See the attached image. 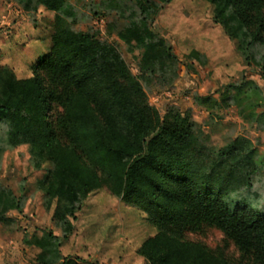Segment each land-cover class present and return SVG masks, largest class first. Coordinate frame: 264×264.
<instances>
[{
	"label": "trees",
	"instance_id": "16d2710c",
	"mask_svg": "<svg viewBox=\"0 0 264 264\" xmlns=\"http://www.w3.org/2000/svg\"><path fill=\"white\" fill-rule=\"evenodd\" d=\"M35 1L54 12L51 20L32 24L42 31L47 49L27 65L28 77L0 61V124L7 126L9 146L30 145L36 168L52 165L39 184L46 209L64 235L61 239L47 229L31 234L28 242L41 250L39 263L83 264L64 255L63 241L75 232L79 213L88 208L84 204L107 189L142 210L155 231L136 245L143 264H234L225 250L186 237L205 227L220 229L235 244L238 264H264V212L231 195L251 186L255 150L236 140L212 150L200 142L189 112L173 110L161 117L111 42L100 32L75 30L59 14L65 0ZM131 1L141 18L118 37L143 49V73L166 74L177 56L150 30L149 21L172 0ZM205 1L213 6V22L244 59L255 48L262 50L264 68V0ZM14 32L18 37L20 31ZM201 55L193 48L186 57ZM243 86L227 84L223 96ZM222 101L197 97L203 106ZM19 207L14 192L0 184V222L9 223V212Z\"/></svg>",
	"mask_w": 264,
	"mask_h": 264
},
{
	"label": "rangeland",
	"instance_id": "374dc122",
	"mask_svg": "<svg viewBox=\"0 0 264 264\" xmlns=\"http://www.w3.org/2000/svg\"><path fill=\"white\" fill-rule=\"evenodd\" d=\"M65 1L59 14L75 30L100 32L118 49L131 72L140 78L147 101L161 117L173 110L189 112L197 124L200 142L212 150L218 151L235 140L255 150L257 169L251 186L241 187L231 195L264 212V68L259 64L262 50L257 47L249 60L244 59L235 42L213 22L210 3L172 0L155 21H149V28L172 47L177 60L166 74L143 73V49L118 37L120 30L141 18L133 1ZM53 15L35 0H0V61L12 67L19 77L30 76L27 65L47 49L45 38L39 37L42 31L32 24L45 23ZM17 30L18 37H14ZM45 35L46 32L42 36ZM193 48L202 53L197 60L186 57ZM230 83L244 86L240 91L229 89L223 96ZM199 95L219 102L223 98L222 105H199ZM6 130L7 126L0 124V184L14 192L20 207L9 212V223L0 222V264H40L37 257L41 250L28 242L31 234L41 235L40 229H47L61 239L64 235L52 221V212L46 209V194L39 184L52 165L36 168L30 145L9 146ZM84 205L88 208L79 213L75 232L63 241L64 255L77 257L83 264L144 263L136 254V245L155 231L144 220L142 210L114 197L107 189L93 194ZM186 237L211 249L225 250L234 264L240 261V251L218 228L205 227L200 232H188Z\"/></svg>",
	"mask_w": 264,
	"mask_h": 264
},
{
	"label": "crops",
	"instance_id": "0c3cea01",
	"mask_svg": "<svg viewBox=\"0 0 264 264\" xmlns=\"http://www.w3.org/2000/svg\"><path fill=\"white\" fill-rule=\"evenodd\" d=\"M53 12V11H52Z\"/></svg>",
	"mask_w": 264,
	"mask_h": 264
}]
</instances>
